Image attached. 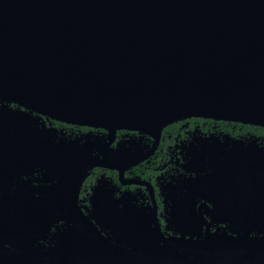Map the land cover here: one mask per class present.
I'll return each instance as SVG.
<instances>
[{"label":"water","instance_id":"obj_1","mask_svg":"<svg viewBox=\"0 0 264 264\" xmlns=\"http://www.w3.org/2000/svg\"><path fill=\"white\" fill-rule=\"evenodd\" d=\"M0 98L113 129L189 116L264 126V0H0ZM2 216L0 264H264V237L88 257L66 229L43 251Z\"/></svg>","mask_w":264,"mask_h":264},{"label":"flooded vegetation","instance_id":"obj_2","mask_svg":"<svg viewBox=\"0 0 264 264\" xmlns=\"http://www.w3.org/2000/svg\"><path fill=\"white\" fill-rule=\"evenodd\" d=\"M0 213L38 250H57L74 231L88 257L264 237V126L189 116L113 129L0 98Z\"/></svg>","mask_w":264,"mask_h":264}]
</instances>
